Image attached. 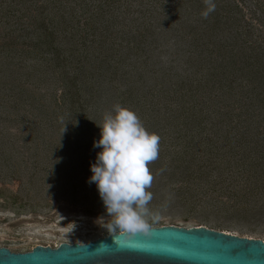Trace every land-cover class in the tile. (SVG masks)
<instances>
[{
    "label": "rangeland",
    "instance_id": "obj_1",
    "mask_svg": "<svg viewBox=\"0 0 264 264\" xmlns=\"http://www.w3.org/2000/svg\"><path fill=\"white\" fill-rule=\"evenodd\" d=\"M214 2L205 19L204 0H155L85 38L79 11L49 9L53 39L16 32L15 44L0 15V248L108 236L88 181L115 104L161 138L154 228L264 241V0Z\"/></svg>",
    "mask_w": 264,
    "mask_h": 264
},
{
    "label": "clouds",
    "instance_id": "obj_2",
    "mask_svg": "<svg viewBox=\"0 0 264 264\" xmlns=\"http://www.w3.org/2000/svg\"><path fill=\"white\" fill-rule=\"evenodd\" d=\"M204 4L201 15L207 19L216 4L214 0H204ZM99 128L101 138L93 147L102 150L91 165L88 183L96 184L107 219L100 216L95 223L114 239L147 237L161 219V209L149 207L154 198L149 191L154 180L149 165L159 158L161 138L149 132L134 111L120 104L103 115Z\"/></svg>",
    "mask_w": 264,
    "mask_h": 264
},
{
    "label": "water",
    "instance_id": "obj_3",
    "mask_svg": "<svg viewBox=\"0 0 264 264\" xmlns=\"http://www.w3.org/2000/svg\"><path fill=\"white\" fill-rule=\"evenodd\" d=\"M0 264H264V241L205 227H155L131 240L98 237L25 253L0 248Z\"/></svg>",
    "mask_w": 264,
    "mask_h": 264
},
{
    "label": "trees",
    "instance_id": "obj_4",
    "mask_svg": "<svg viewBox=\"0 0 264 264\" xmlns=\"http://www.w3.org/2000/svg\"><path fill=\"white\" fill-rule=\"evenodd\" d=\"M150 3H155V0H0V15L1 18L9 20L7 24L11 25L12 23V26L16 27L7 36L15 44L14 40L19 38V36H13L16 32H39L45 41L53 39L57 31L53 29L52 25L45 23V15L49 9L58 10L71 7V13L79 11L78 17L81 22L77 21L74 30H80L85 38L88 30L93 34L96 29H99L97 25L106 16L109 18L105 21H109L110 18L113 20L118 18L115 14L123 17L124 11L141 14L143 13L142 8ZM124 6H127V9L124 10ZM122 7L123 10H121ZM77 34L73 33V35ZM84 38L80 37L81 40Z\"/></svg>",
    "mask_w": 264,
    "mask_h": 264
}]
</instances>
